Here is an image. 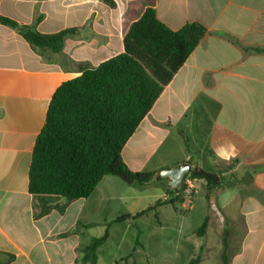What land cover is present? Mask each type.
I'll return each instance as SVG.
<instances>
[{
    "label": "crops",
    "instance_id": "1",
    "mask_svg": "<svg viewBox=\"0 0 264 264\" xmlns=\"http://www.w3.org/2000/svg\"><path fill=\"white\" fill-rule=\"evenodd\" d=\"M149 7L171 30L195 22L208 33L125 145V163L153 175L189 163L248 182L210 192L196 180L180 202L169 179L107 176L89 198L41 215L29 170L55 91L122 54ZM0 17L42 34L76 30L55 54L0 23V264H264V52L254 51L264 49V0H0Z\"/></svg>",
    "mask_w": 264,
    "mask_h": 264
},
{
    "label": "trees",
    "instance_id": "2",
    "mask_svg": "<svg viewBox=\"0 0 264 264\" xmlns=\"http://www.w3.org/2000/svg\"><path fill=\"white\" fill-rule=\"evenodd\" d=\"M0 23L18 31L35 50L55 54L62 52L66 39L76 33L68 29L42 34L5 17H0ZM207 33L204 25L195 22L171 30L157 18L154 8H146L127 31L122 54L98 67L84 69L81 76L55 91L29 170V192L40 200L41 215L53 209L63 213L69 203L89 198L107 176L117 177L129 186L149 184L154 175L130 170L123 159V149ZM188 179L205 182L210 192L232 186L237 180L226 183L210 167H193ZM167 192L175 194L170 189ZM180 193L176 200L182 202ZM54 199L65 203L55 205ZM163 203L157 201L135 217ZM207 227L208 218L199 234H205ZM107 239V233L93 239L84 250V260L95 263L97 250ZM223 242L226 248V233ZM223 260L227 264L226 256Z\"/></svg>",
    "mask_w": 264,
    "mask_h": 264
},
{
    "label": "water",
    "instance_id": "3",
    "mask_svg": "<svg viewBox=\"0 0 264 264\" xmlns=\"http://www.w3.org/2000/svg\"><path fill=\"white\" fill-rule=\"evenodd\" d=\"M192 166L189 163H183L173 169H166L156 173L149 183L157 181L159 178L170 180V190L174 193H180L186 187L187 180L191 174ZM240 182H248L247 178L235 180L232 185Z\"/></svg>",
    "mask_w": 264,
    "mask_h": 264
},
{
    "label": "built area",
    "instance_id": "4",
    "mask_svg": "<svg viewBox=\"0 0 264 264\" xmlns=\"http://www.w3.org/2000/svg\"><path fill=\"white\" fill-rule=\"evenodd\" d=\"M187 197H191L195 193V186L192 180H187L186 187L183 190Z\"/></svg>",
    "mask_w": 264,
    "mask_h": 264
},
{
    "label": "rangeland",
    "instance_id": "5",
    "mask_svg": "<svg viewBox=\"0 0 264 264\" xmlns=\"http://www.w3.org/2000/svg\"><path fill=\"white\" fill-rule=\"evenodd\" d=\"M119 179V178H118ZM188 180H190V179H188ZM191 181V180H190ZM193 183H194V181H192ZM236 187H238V188H241V187H243V185H241V184H239V185H237ZM211 239H213V237L211 236ZM214 240V239H213Z\"/></svg>",
    "mask_w": 264,
    "mask_h": 264
}]
</instances>
